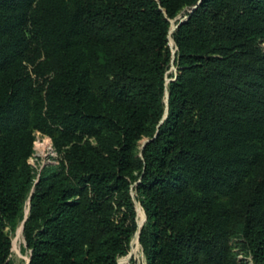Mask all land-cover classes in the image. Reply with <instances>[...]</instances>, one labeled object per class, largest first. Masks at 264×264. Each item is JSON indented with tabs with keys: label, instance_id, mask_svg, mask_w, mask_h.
Segmentation results:
<instances>
[{
	"label": "trees",
	"instance_id": "trees-1",
	"mask_svg": "<svg viewBox=\"0 0 264 264\" xmlns=\"http://www.w3.org/2000/svg\"><path fill=\"white\" fill-rule=\"evenodd\" d=\"M136 202L147 264H264V0H0V264L24 221L30 264H119Z\"/></svg>",
	"mask_w": 264,
	"mask_h": 264
},
{
	"label": "rangeland",
	"instance_id": "rangeland-1",
	"mask_svg": "<svg viewBox=\"0 0 264 264\" xmlns=\"http://www.w3.org/2000/svg\"><path fill=\"white\" fill-rule=\"evenodd\" d=\"M180 19H182V15L173 21L172 30H171L172 34L175 33L176 29L178 28V21ZM171 46L172 48H175V42L173 39H171ZM175 52L176 51L174 50V54ZM176 70H177L176 67L172 66L171 70L168 72L169 77H167V83L172 81L170 77L176 73ZM48 141L51 142L54 148L51 137L42 133H38V132L35 133L34 143L37 145L34 144V153L32 157L29 159V163L33 167L36 177H38L39 173L45 166L50 164L57 165L59 163V155L57 154V152L54 154H50V151L47 148ZM147 141L149 140L144 139L140 141L138 145L139 150L143 149ZM133 196L134 197L136 196L135 191H133ZM29 206H30V200H28L26 206V217L29 215ZM136 209H137V223H138V231H139V227L141 226L143 227L144 225L145 213L139 202H136ZM24 222L19 225V227L15 230V232H10V229H7V232L9 233L10 237L13 240L12 259L15 264H28L31 257V251L27 249L26 241L23 234ZM138 231L136 232V234L134 235L131 241L129 254L125 257L120 258L119 264H147V257L144 253L142 245L140 244V237L138 238ZM235 251L240 253L239 248H236ZM244 258H245L244 255L242 254L239 255L240 260ZM247 260L248 262H250V264H253L251 257H248Z\"/></svg>",
	"mask_w": 264,
	"mask_h": 264
},
{
	"label": "built area",
	"instance_id": "built-area-1",
	"mask_svg": "<svg viewBox=\"0 0 264 264\" xmlns=\"http://www.w3.org/2000/svg\"><path fill=\"white\" fill-rule=\"evenodd\" d=\"M39 133V132H38ZM48 143H50L51 144V142H47V148L49 149V151H50V154H54V153H56V150L53 148V146H52V144L50 145V144H48ZM35 144V143H34ZM35 145H37V144H35Z\"/></svg>",
	"mask_w": 264,
	"mask_h": 264
},
{
	"label": "water",
	"instance_id": "water-1",
	"mask_svg": "<svg viewBox=\"0 0 264 264\" xmlns=\"http://www.w3.org/2000/svg\"><path fill=\"white\" fill-rule=\"evenodd\" d=\"M168 98H169V93H167V99H166V102H168ZM148 142V141H147ZM146 142V143H147ZM30 201H31V199H30ZM145 213V212H144ZM25 223V222H24ZM24 225V224H23ZM141 229H142V226L141 227H139V231H138V238L140 237V231H141ZM30 261H31V259L29 260V263L28 264H30Z\"/></svg>",
	"mask_w": 264,
	"mask_h": 264
}]
</instances>
